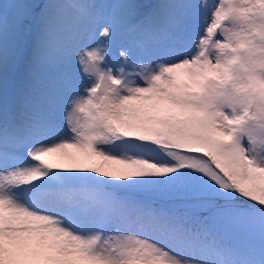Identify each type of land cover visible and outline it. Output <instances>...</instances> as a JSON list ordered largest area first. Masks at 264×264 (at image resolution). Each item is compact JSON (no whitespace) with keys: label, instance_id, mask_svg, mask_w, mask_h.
<instances>
[{"label":"snow or ice","instance_id":"1","mask_svg":"<svg viewBox=\"0 0 264 264\" xmlns=\"http://www.w3.org/2000/svg\"><path fill=\"white\" fill-rule=\"evenodd\" d=\"M0 264H264V0H0Z\"/></svg>","mask_w":264,"mask_h":264}]
</instances>
